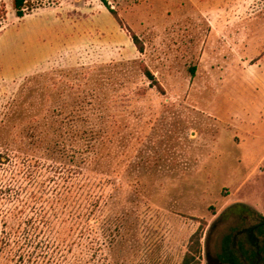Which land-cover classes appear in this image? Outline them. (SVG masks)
I'll use <instances>...</instances> for the list:
<instances>
[{"label":"rangeland","instance_id":"obj_1","mask_svg":"<svg viewBox=\"0 0 264 264\" xmlns=\"http://www.w3.org/2000/svg\"><path fill=\"white\" fill-rule=\"evenodd\" d=\"M29 1L19 17L14 0H0V125L39 74L137 61L163 88L140 71L123 77L122 91L141 88L110 214L125 227L109 261L92 264H182L199 229L201 264H230L217 258L222 239L232 232L240 248L259 218L228 208L264 215V0ZM13 207L0 193V233L19 221Z\"/></svg>","mask_w":264,"mask_h":264},{"label":"trees","instance_id":"obj_2","mask_svg":"<svg viewBox=\"0 0 264 264\" xmlns=\"http://www.w3.org/2000/svg\"><path fill=\"white\" fill-rule=\"evenodd\" d=\"M29 3L14 0L19 17ZM132 39L143 52L139 37L133 34ZM137 64L132 71L123 68ZM138 71L163 90L154 73L137 61L81 66L27 80L0 125V139L5 140L0 193L12 202V215L19 220L15 225L5 220L0 233V257L8 254L9 264L109 261L126 219L110 215L123 187L115 181L124 161L120 148L128 139L123 131L132 113L129 103L141 92L122 91L123 77ZM229 212L242 219L252 213L259 220L243 231L246 243L240 248L234 246V233L224 237L218 260L262 264L264 215L244 203L233 204ZM201 235L199 229L192 236L182 264H201Z\"/></svg>","mask_w":264,"mask_h":264},{"label":"crops","instance_id":"obj_3","mask_svg":"<svg viewBox=\"0 0 264 264\" xmlns=\"http://www.w3.org/2000/svg\"><path fill=\"white\" fill-rule=\"evenodd\" d=\"M237 203H243V202H237ZM244 204H247V203H244ZM247 205H249V204H247ZM249 206H251V207H253V208H255L254 206H252V205H249ZM256 209V208H255ZM257 210V209H256ZM258 211V210H257ZM258 212H260V211H258Z\"/></svg>","mask_w":264,"mask_h":264}]
</instances>
